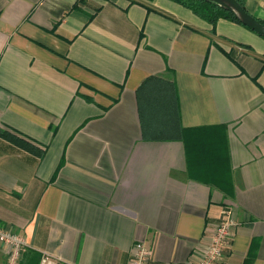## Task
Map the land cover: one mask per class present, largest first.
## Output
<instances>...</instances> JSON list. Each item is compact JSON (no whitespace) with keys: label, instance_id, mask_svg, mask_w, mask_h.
Wrapping results in <instances>:
<instances>
[{"label":"crops","instance_id":"0c3cea01","mask_svg":"<svg viewBox=\"0 0 264 264\" xmlns=\"http://www.w3.org/2000/svg\"><path fill=\"white\" fill-rule=\"evenodd\" d=\"M0 129L20 143L0 136V225L28 251L130 264L144 242L197 264L227 211L217 264H264V38L244 25L175 0H0Z\"/></svg>","mask_w":264,"mask_h":264},{"label":"built area","instance_id":"2783aa9c","mask_svg":"<svg viewBox=\"0 0 264 264\" xmlns=\"http://www.w3.org/2000/svg\"><path fill=\"white\" fill-rule=\"evenodd\" d=\"M236 222L230 212H224L222 221L214 228L210 245L204 251L197 264H217L224 256L225 250L230 246V240ZM0 245L7 250L6 264H19L24 252L29 244L19 234L8 230L0 225ZM152 251L144 242H138L134 246V251L130 264H151ZM58 260L48 253H43L41 264H57Z\"/></svg>","mask_w":264,"mask_h":264},{"label":"trees","instance_id":"16d2710c","mask_svg":"<svg viewBox=\"0 0 264 264\" xmlns=\"http://www.w3.org/2000/svg\"><path fill=\"white\" fill-rule=\"evenodd\" d=\"M175 1L180 2L181 4L186 6L188 9L192 10L196 15H198L199 17H201L202 19H204L205 21L209 22L212 25H216L218 21L222 19L231 20V21L241 24L232 13L222 9L220 6H218L217 4L213 2H206L203 0H175ZM238 2L243 7H245V9L249 12V10L246 7V0H238ZM259 20L264 25V20H261V19ZM0 136L4 137L5 139L9 141H13L17 144H20L17 140L13 139V137H11L9 134L2 131L1 129H0ZM23 147L26 148L28 151L39 154V151L35 150L34 148L28 145H24ZM40 261H41L40 254L34 251H31V250L30 251L27 250L23 256V260L21 264H39Z\"/></svg>","mask_w":264,"mask_h":264},{"label":"water","instance_id":"95a60500","mask_svg":"<svg viewBox=\"0 0 264 264\" xmlns=\"http://www.w3.org/2000/svg\"><path fill=\"white\" fill-rule=\"evenodd\" d=\"M206 2H213L222 9L232 13L236 19L245 27L254 31L256 34L264 38V25L259 19L249 13L238 0H203Z\"/></svg>","mask_w":264,"mask_h":264}]
</instances>
